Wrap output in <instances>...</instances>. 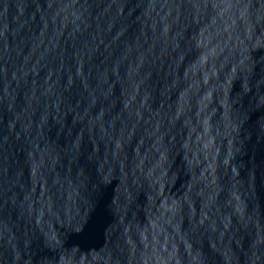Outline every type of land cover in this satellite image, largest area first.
Masks as SVG:
<instances>
[{
	"label": "water",
	"instance_id": "water-1",
	"mask_svg": "<svg viewBox=\"0 0 264 264\" xmlns=\"http://www.w3.org/2000/svg\"><path fill=\"white\" fill-rule=\"evenodd\" d=\"M0 264H264V0H0Z\"/></svg>",
	"mask_w": 264,
	"mask_h": 264
}]
</instances>
